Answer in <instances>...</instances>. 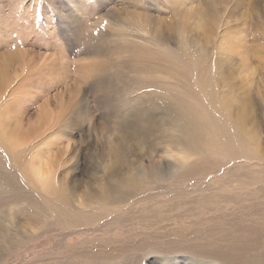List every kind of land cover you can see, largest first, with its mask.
<instances>
[{"label": "rangeland", "instance_id": "rangeland-1", "mask_svg": "<svg viewBox=\"0 0 264 264\" xmlns=\"http://www.w3.org/2000/svg\"><path fill=\"white\" fill-rule=\"evenodd\" d=\"M198 79L249 142L206 136L204 173L177 109ZM263 108L264 0H0V264H219L204 250L250 241L264 264Z\"/></svg>", "mask_w": 264, "mask_h": 264}, {"label": "bare ground", "instance_id": "bare-ground-1", "mask_svg": "<svg viewBox=\"0 0 264 264\" xmlns=\"http://www.w3.org/2000/svg\"><path fill=\"white\" fill-rule=\"evenodd\" d=\"M180 62L183 65L187 64V60L184 58H180ZM185 70H187V69H182L183 74H185ZM185 79L187 80L188 78L185 77ZM198 82L200 83L199 86L201 88V90H199V93L205 97L203 99L196 98V95L193 94V92L185 91L183 94L178 96L177 109L181 114V121H182V127L184 129L185 138L188 141H191V145L193 146L192 147L193 155H195V153H198L202 158V160H200L196 164V167H195L196 171L201 170L204 173V171H206V167L208 166V161H206V159H204V158H206L205 155L207 154L206 149H208L204 145V141L206 140V136L210 137V138H216V137L220 138L221 137L220 130L222 127H224V128H227V129H225V130H227L226 134L224 133V136H225V138L227 137L226 138L227 140H225V143L223 146L227 147L230 150H231V148L233 149L232 146L234 144H233V142H231V138L235 139V142H236V144H238V147L242 146V148L244 145L249 144V142L246 138H244L242 136V133L240 132V129L238 128V126L236 124L232 125V123L226 122L224 120V118L220 116L219 111H218V104L213 101V98H212L213 95L211 93L212 91H210V88H207L206 82L201 83V81H199V79H198ZM207 98H208V100H207ZM212 117L216 118L217 122H215ZM262 117H263L262 123L264 125V110L262 113ZM173 124H174L173 125L174 128L180 127L179 121H177ZM260 128H261V126H260ZM263 133H264V130L262 129V131H260V135L262 137H260V139L258 141V144L260 147H262V144L264 145V142L261 141L264 138ZM239 134L243 139L242 141L240 140ZM140 139L143 140V138H140ZM262 149L264 150L263 147H262ZM234 154H236V153H234ZM261 155H262V157L260 156V160L264 161V151H262ZM166 169L167 168H165L163 165H158L157 167L152 166L148 169L147 173L145 174V177L149 181H151V182H153L159 186L161 184H164V182H165ZM135 180H136V177L133 176L131 178H127V182H120L117 185H113V184L110 185V183L106 184V186L103 187V192L101 193L102 194L101 197L98 198V200L96 201L97 203L95 202L96 205L105 206V205H109V204H115L116 202H123L126 197H128L132 194V191L130 190L129 187L134 184ZM55 192H54V194L57 195ZM259 192L260 193L264 192V189L261 187ZM58 196L60 197L62 204H64L65 206L71 205V203H72L71 197H70V195L69 196L67 195L66 191L63 188H61V191L58 192ZM263 197H264V195H263ZM160 199H161V197H160ZM161 200H164V199L162 198ZM202 204H204V202H202ZM53 207H54V205H53ZM212 209H216V208H212ZM55 213H56V210H55ZM54 217H57V216L54 215ZM259 217H261V215ZM261 222H262V219H261ZM129 230H130V228L127 231H129ZM130 231L128 233H131ZM179 236H180V234H179ZM180 239H182V237ZM251 239H253V237H251ZM122 240H124V239H122ZM184 240L182 242H184ZM199 241L201 242V240H199ZM130 242H133V241H129V243ZM189 243H192V242H189ZM188 244H187V246L190 245V244L189 245ZM194 245H198V246H194ZM256 245H257V243L255 241H250L249 243L241 242L238 244L232 243L231 245L225 247L223 250L221 248L220 249L210 248L208 250L207 249L204 250L205 253H202V254H204V256H206V257L217 259L219 261V264H255V260H254L255 258L252 256H249L248 251L254 249L256 247ZM178 246H179V244H178ZM190 247L195 249L197 247H201V245H199L198 243H195ZM176 248H179V247H176ZM138 250H139V248H138ZM183 250H184V248H183ZM189 250H190V248H189ZM186 251H188V250H186ZM197 253H198V251H197ZM233 261H235V262H233Z\"/></svg>", "mask_w": 264, "mask_h": 264}]
</instances>
